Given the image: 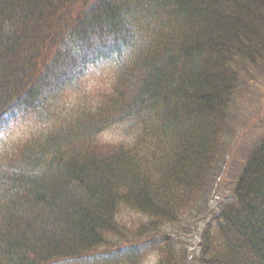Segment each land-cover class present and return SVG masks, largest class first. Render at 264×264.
Masks as SVG:
<instances>
[{
  "label": "trees",
  "instance_id": "1",
  "mask_svg": "<svg viewBox=\"0 0 264 264\" xmlns=\"http://www.w3.org/2000/svg\"><path fill=\"white\" fill-rule=\"evenodd\" d=\"M260 66L264 0H0V142L115 74L0 161V264H264V142L228 168ZM191 218L189 256L164 230Z\"/></svg>",
  "mask_w": 264,
  "mask_h": 264
},
{
  "label": "rangeland",
  "instance_id": "2",
  "mask_svg": "<svg viewBox=\"0 0 264 264\" xmlns=\"http://www.w3.org/2000/svg\"><path fill=\"white\" fill-rule=\"evenodd\" d=\"M148 33L154 35V31ZM144 40L148 45L152 39L145 37ZM114 75L111 67H100L97 71H92L88 81L77 90L72 91L67 99L61 103L62 108L57 109L56 117L46 120V122L30 121L18 127L15 125L1 139L0 161H5L26 140H31L39 134L47 133L49 130H53L57 124L67 121L68 116L70 117V112L74 108H78L79 105L85 106L89 103H95L98 100L99 91L109 88ZM255 80V85L251 83L248 86H246L247 84L242 85L233 99L235 110H237L236 115L232 117L233 127L236 126V132H239L238 140L242 142L239 149L233 150V158L231 159L230 166H228V168L232 167L234 170L239 166L241 167L246 155L249 154L248 152L252 148L258 147L264 142V66H260L255 71ZM236 132L235 136L237 135ZM124 133L123 126L117 127L107 132L103 138L109 143H121L126 140ZM228 177L233 179L235 175L228 174ZM123 220L129 225L130 229H137L143 223L129 212L125 213ZM191 221L192 224L189 222H181L164 230L166 233L172 232L175 237L182 239L179 248L182 250L185 249L186 254L189 256L195 252L193 251L195 249L194 246L198 242L194 238L196 232L192 230L195 231L196 227H201L200 224L196 225L194 219L191 218ZM149 264H153V262Z\"/></svg>",
  "mask_w": 264,
  "mask_h": 264
}]
</instances>
